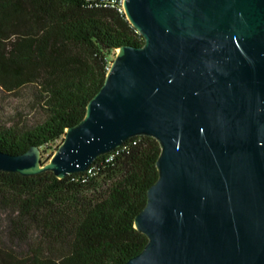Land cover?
Here are the masks:
<instances>
[{
	"label": "water",
	"instance_id": "95a60500",
	"mask_svg": "<svg viewBox=\"0 0 264 264\" xmlns=\"http://www.w3.org/2000/svg\"><path fill=\"white\" fill-rule=\"evenodd\" d=\"M145 42L117 49L54 155L0 150V171L59 179L135 136L161 147L125 264H264V0H124Z\"/></svg>",
	"mask_w": 264,
	"mask_h": 264
},
{
	"label": "trees",
	"instance_id": "16d2710c",
	"mask_svg": "<svg viewBox=\"0 0 264 264\" xmlns=\"http://www.w3.org/2000/svg\"><path fill=\"white\" fill-rule=\"evenodd\" d=\"M144 42L125 14L86 0H0V86L36 83L45 114L25 130L0 127V150L22 154L60 140L84 118L111 54ZM160 152L155 138L135 136L98 157L92 176L0 171V208L16 216L13 227L38 226L44 234V250L33 251L29 264H125L138 255L148 238L135 217L158 179Z\"/></svg>",
	"mask_w": 264,
	"mask_h": 264
},
{
	"label": "rangeland",
	"instance_id": "374dc122",
	"mask_svg": "<svg viewBox=\"0 0 264 264\" xmlns=\"http://www.w3.org/2000/svg\"><path fill=\"white\" fill-rule=\"evenodd\" d=\"M117 52L111 54L112 61ZM44 117L39 85L30 83L13 90L0 86V127L25 130L41 123ZM62 139L41 150L43 163L51 159ZM10 211L0 208V264H29L33 251L44 250V234L38 226L24 227L19 232L12 225L16 216H9Z\"/></svg>",
	"mask_w": 264,
	"mask_h": 264
},
{
	"label": "built area",
	"instance_id": "2783aa9c",
	"mask_svg": "<svg viewBox=\"0 0 264 264\" xmlns=\"http://www.w3.org/2000/svg\"><path fill=\"white\" fill-rule=\"evenodd\" d=\"M89 7L91 8H104V9H115L121 14H125L126 10L124 7V0H86ZM126 15V14H125ZM114 157V154L109 155L106 160L110 161ZM87 174L94 175V169L88 168Z\"/></svg>",
	"mask_w": 264,
	"mask_h": 264
}]
</instances>
